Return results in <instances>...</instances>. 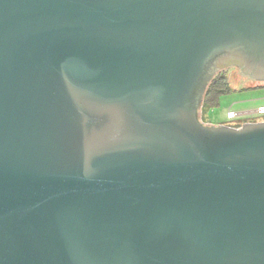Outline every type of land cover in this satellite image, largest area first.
<instances>
[{"label":"water","instance_id":"obj_1","mask_svg":"<svg viewBox=\"0 0 264 264\" xmlns=\"http://www.w3.org/2000/svg\"><path fill=\"white\" fill-rule=\"evenodd\" d=\"M249 1L0 0V264H264V122L177 109Z\"/></svg>","mask_w":264,"mask_h":264},{"label":"flooded vegetation","instance_id":"obj_2","mask_svg":"<svg viewBox=\"0 0 264 264\" xmlns=\"http://www.w3.org/2000/svg\"><path fill=\"white\" fill-rule=\"evenodd\" d=\"M259 3L258 0H250L247 10L235 24L234 29L245 33L222 41L220 49L203 59L189 81L178 88L177 93L184 94L177 108L182 118L200 122L199 111L205 106V96L212 80L226 75L228 69L255 83L243 89L264 86V0L257 7ZM226 45L231 46L227 48ZM104 100H108L105 94Z\"/></svg>","mask_w":264,"mask_h":264},{"label":"rangeland","instance_id":"obj_3","mask_svg":"<svg viewBox=\"0 0 264 264\" xmlns=\"http://www.w3.org/2000/svg\"><path fill=\"white\" fill-rule=\"evenodd\" d=\"M226 76L228 78L229 86L232 91L231 96L223 97L221 105L219 107L209 108L206 110V105L201 110V121L204 125L215 126V127H243L246 124H257L264 122V116L254 115L250 117L237 118L235 120H229L227 118L230 109L237 111V106H233V103L237 100H257L255 106L258 103L264 104V90L253 92V93H241V90L246 87L254 86L255 83L251 79L242 77L237 71L231 69L226 70ZM259 101V102H258ZM254 106V104H253ZM232 107V108H231ZM237 129V128H236Z\"/></svg>","mask_w":264,"mask_h":264},{"label":"trees","instance_id":"obj_4","mask_svg":"<svg viewBox=\"0 0 264 264\" xmlns=\"http://www.w3.org/2000/svg\"><path fill=\"white\" fill-rule=\"evenodd\" d=\"M264 90V86L259 87H251L247 89L241 90V93H253ZM233 93L229 86L228 78L226 75L222 74L217 76L214 80H212L207 94L205 96V107L207 111L209 108L219 107L221 104V100L223 97L231 96ZM204 107V109H205ZM237 129L241 127H235Z\"/></svg>","mask_w":264,"mask_h":264},{"label":"crops","instance_id":"obj_5","mask_svg":"<svg viewBox=\"0 0 264 264\" xmlns=\"http://www.w3.org/2000/svg\"><path fill=\"white\" fill-rule=\"evenodd\" d=\"M256 102L257 100H247V99L237 100L233 103L232 107L237 106L238 109L236 112L240 114L239 119L250 116L252 117L255 115L258 107L264 106V104L262 103H258V105L255 106Z\"/></svg>","mask_w":264,"mask_h":264},{"label":"built area","instance_id":"obj_6","mask_svg":"<svg viewBox=\"0 0 264 264\" xmlns=\"http://www.w3.org/2000/svg\"><path fill=\"white\" fill-rule=\"evenodd\" d=\"M255 115L264 116V106L258 107ZM240 114L232 109L229 110L227 118L229 120H235L239 118Z\"/></svg>","mask_w":264,"mask_h":264}]
</instances>
